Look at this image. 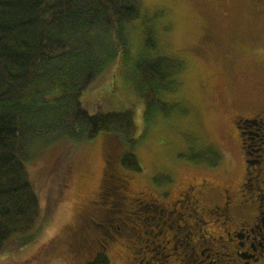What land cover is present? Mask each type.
<instances>
[{
	"label": "rangeland",
	"instance_id": "1",
	"mask_svg": "<svg viewBox=\"0 0 264 264\" xmlns=\"http://www.w3.org/2000/svg\"><path fill=\"white\" fill-rule=\"evenodd\" d=\"M140 1L142 11L157 30L160 54L183 65L176 77L179 83L176 92L163 98L169 108L145 119L143 103L131 95L127 80L112 74L84 102L89 113L98 104L109 101L110 96L135 102L139 136L136 155L142 171L130 178V193L153 194L159 198L161 193L183 185L191 176L219 184L240 178L243 166L227 133L231 132L234 114L252 116L264 105V34H259L264 25V12L253 11V0ZM231 13L235 17L229 16ZM139 29V23H134L129 30L132 58L142 49ZM203 35L209 42L201 43ZM116 76L115 88L111 81ZM209 76L213 80L212 97L217 104L207 100L204 90V81ZM247 132L253 139L252 145L263 142L264 125L248 128ZM104 140L99 136L82 143L56 141L34 154L27 170L40 202L35 226L42 219L45 222L33 242L1 255L0 264H87L93 258L92 248L96 247H103L110 264H133L134 258L147 264L162 255V242L149 238L148 250L144 244L137 246V241L146 237L139 235L137 239L138 234L132 233L130 223L112 232L110 209L107 208L106 214L103 212L109 215L108 224L98 217L105 211L103 205L98 206V202L91 205L94 200L99 201L97 196L103 187ZM203 150L210 154L206 155ZM213 150L217 154H212ZM197 155H202L203 163L193 162ZM252 155L251 162L257 159L258 153ZM214 159L216 165H210L209 161ZM230 172L232 176L226 179ZM92 209H96L95 218L92 216L99 229L92 237L97 242L89 244L84 241L86 234L82 233L87 226L92 227L86 219ZM127 211L133 213L135 209ZM160 217V214L156 216L157 225L167 222L172 227L174 235L177 234V247L185 244L189 231L184 230L185 224L176 222L174 215L169 220L166 213ZM158 230L159 227L146 229L149 235L157 234ZM252 243L262 244V237H256ZM79 246L81 250H77ZM207 247L203 249L205 256L209 254L205 251Z\"/></svg>",
	"mask_w": 264,
	"mask_h": 264
},
{
	"label": "trees",
	"instance_id": "2",
	"mask_svg": "<svg viewBox=\"0 0 264 264\" xmlns=\"http://www.w3.org/2000/svg\"><path fill=\"white\" fill-rule=\"evenodd\" d=\"M134 23L140 26L142 49L132 58L129 30ZM182 66L160 54L157 30L140 0H0V256L33 242L45 222L35 226L40 202L27 165L56 141L104 137L103 187L93 203L105 211L98 217L107 223L111 219L112 232L141 224L135 237L146 239L137 246L154 238L146 229L160 230L162 222L146 220V194L129 189L130 178L142 171L135 102L110 96L92 113L84 102L107 76L118 75L127 80L134 99L142 101L144 118L154 117L169 108L163 98L176 92ZM118 76L111 81L115 88ZM201 157L193 162L203 163ZM209 164L216 165L215 159ZM107 208L110 219L103 213ZM88 221L92 227L82 235L94 244L99 227L96 220ZM91 251L87 264H110L103 247Z\"/></svg>",
	"mask_w": 264,
	"mask_h": 264
},
{
	"label": "flooded vegetation",
	"instance_id": "3",
	"mask_svg": "<svg viewBox=\"0 0 264 264\" xmlns=\"http://www.w3.org/2000/svg\"><path fill=\"white\" fill-rule=\"evenodd\" d=\"M253 2V11L262 14L264 0ZM230 15L235 17V14ZM260 30L259 34H264V25ZM207 38L203 35L201 43L209 42ZM212 82L210 76L207 77L204 90L207 100L217 104L212 97ZM216 99L218 102L219 98ZM258 125H264V105L252 116L234 114L231 118V132L227 137L233 151L240 156L243 166L240 178L219 184L191 176L183 185L161 193L159 198L146 194L143 201L146 220L148 216L156 219L159 214V219H162L166 213L168 220L174 215L176 222L179 220L185 224L184 230L189 229L185 244L177 247V234L174 235L167 222H162L159 232L153 236L163 244L160 246L161 259L152 258L147 264H264V234L261 235L264 232V140L257 146L252 145L253 139L247 132L248 128ZM253 146L257 149H252ZM254 152L258 156L251 162ZM231 176L230 172L226 179ZM177 209H180L179 213ZM94 210L88 213L87 220L95 218ZM142 227L135 224L130 228L141 234ZM256 237H262L263 243L254 246L252 241ZM204 246H208L205 249L209 252L207 256L204 255ZM79 249L82 248L79 246ZM209 259L210 262L207 261ZM133 264L142 263L134 258Z\"/></svg>",
	"mask_w": 264,
	"mask_h": 264
}]
</instances>
